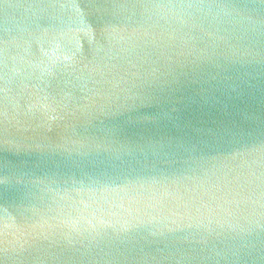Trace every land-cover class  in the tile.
<instances>
[{"label":"water","instance_id":"95a60500","mask_svg":"<svg viewBox=\"0 0 264 264\" xmlns=\"http://www.w3.org/2000/svg\"><path fill=\"white\" fill-rule=\"evenodd\" d=\"M0 264H264V0H0Z\"/></svg>","mask_w":264,"mask_h":264}]
</instances>
